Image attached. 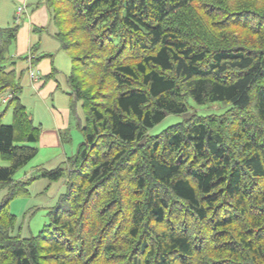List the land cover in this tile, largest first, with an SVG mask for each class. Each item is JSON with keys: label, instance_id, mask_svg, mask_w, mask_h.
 Wrapping results in <instances>:
<instances>
[{"label": "trees", "instance_id": "16d2710c", "mask_svg": "<svg viewBox=\"0 0 264 264\" xmlns=\"http://www.w3.org/2000/svg\"><path fill=\"white\" fill-rule=\"evenodd\" d=\"M46 6L82 143L67 169L41 172L68 176L49 224L12 235L9 203L30 181L13 177L37 155L40 127L3 66L18 26L0 28V93L12 110L11 125L0 123V264H264V0ZM189 100L229 108L147 135Z\"/></svg>", "mask_w": 264, "mask_h": 264}, {"label": "rangeland", "instance_id": "374dc122", "mask_svg": "<svg viewBox=\"0 0 264 264\" xmlns=\"http://www.w3.org/2000/svg\"><path fill=\"white\" fill-rule=\"evenodd\" d=\"M0 12L6 11L11 12V26L14 24V18L12 20L13 11L12 8L1 6ZM23 17L21 21L23 22ZM3 20H0V26H5ZM19 25V24H17ZM52 33H55L56 29L51 23L48 29ZM47 35V34H45ZM14 44L13 43L7 52V61L3 64L6 70H14L16 82L22 88V82L26 80L28 86L31 88L29 82V69L24 58L14 59ZM55 67L57 68V74L60 73V77L64 74H68L71 67L70 61L62 50L55 57ZM14 63V64H13ZM22 75V76H21ZM64 83L59 80V95H67L68 89H65ZM25 88L23 87L22 92ZM32 99L35 95L32 94L31 90L27 93V89L24 92ZM9 92L0 93V123L2 125H11L12 123V110L8 108L7 102L3 100L8 96ZM40 106V105H38ZM51 106L54 104L51 103ZM42 107V106H40ZM229 107L224 105H204L198 106L191 100L188 101L187 111L182 114L173 115L166 114L165 118L153 128L148 130V136H157L168 127L184 123L192 118V116H207L210 114H219L225 112ZM36 109L29 106L27 112L32 116L36 125L41 126V131L52 128L53 119L49 116L47 120H39L35 117L34 113ZM45 118V117H44ZM46 119V118H45ZM68 127L61 132L64 135L63 145H60L58 149H48L42 147L39 142L35 145L38 149L37 156L29 161L25 166L17 170L13 179L14 182H27V195L19 196L14 198L9 203V212L15 216L14 228L11 231L12 235L19 236L21 239H29L36 236L45 226L49 224V213L57 206V203L61 195H65L67 192V181L68 176L65 173L63 177L58 180H49L45 177H41V172L52 171L58 167H62L64 170L67 169V159L73 157L78 146L82 143V134L79 127L84 126V114L81 108V103H73L70 106V115L68 119ZM41 123V125H40ZM68 138H67V137ZM8 162L3 160L0 156V167H7ZM37 178L32 179L34 177ZM8 190H0V204L5 200Z\"/></svg>", "mask_w": 264, "mask_h": 264}, {"label": "crops", "instance_id": "0c3cea01", "mask_svg": "<svg viewBox=\"0 0 264 264\" xmlns=\"http://www.w3.org/2000/svg\"><path fill=\"white\" fill-rule=\"evenodd\" d=\"M0 3L2 4L1 6L7 7L9 5L8 8L14 9L11 10L13 11L12 20L15 17L16 9L19 6L24 8L21 15V18L23 17L24 19L22 23L19 22L14 41V59L24 58L29 69L28 57L33 56V68L37 72L38 79L32 80L30 75H28L31 88L26 80L22 82L25 89L20 94V100L26 109L29 106L36 109L33 113L37 119L47 120L49 116L53 119L52 128L42 131L40 128L38 142L42 147L58 149L60 145H63L61 132L69 125L71 100L68 96L69 90L67 95H59L57 91L59 80L65 84V89H68L66 83L68 74L60 77V73H56L57 68L55 67L54 57L62 50L59 42L54 38L55 33L52 35L48 31L51 26V17L46 6V0H0ZM10 17L11 12H8V10L0 12V20L6 23L5 26H0V28L11 27ZM26 89L27 93L31 90L32 94L35 95L32 99L24 93ZM51 103L54 106H51ZM31 119L33 124L38 126L32 116Z\"/></svg>", "mask_w": 264, "mask_h": 264}, {"label": "built area", "instance_id": "2783aa9c", "mask_svg": "<svg viewBox=\"0 0 264 264\" xmlns=\"http://www.w3.org/2000/svg\"><path fill=\"white\" fill-rule=\"evenodd\" d=\"M21 12H22V8L19 7V8L17 9V18H16V21H18V17H19V15L21 14ZM31 77L34 78V73H33V72H31Z\"/></svg>", "mask_w": 264, "mask_h": 264}]
</instances>
